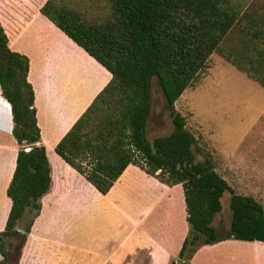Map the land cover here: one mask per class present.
<instances>
[{
    "label": "trees",
    "instance_id": "1",
    "mask_svg": "<svg viewBox=\"0 0 264 264\" xmlns=\"http://www.w3.org/2000/svg\"><path fill=\"white\" fill-rule=\"evenodd\" d=\"M242 8L236 0H43L39 7L42 16L111 75L59 140L55 154L79 171L80 162L87 160V180L102 195L128 165L142 158L147 174L158 172L169 184H181L189 225L178 254L184 262L199 244L264 243L263 207L236 194L215 171L210 156L195 160L197 139L176 109L183 92L208 69L214 53L264 88V66L259 61L242 63L223 47L244 16L243 48L251 46L258 60L264 58V26L254 10L247 13ZM12 37L13 31L0 20V91L11 107L18 146L6 189L11 208L0 232V264H10L5 239L17 234L16 226L27 211L39 214V201L52 188V168L39 144L35 94L28 80L30 61L13 50ZM154 78L173 131L150 142L146 125ZM227 193L229 231L219 238L213 222Z\"/></svg>",
    "mask_w": 264,
    "mask_h": 264
},
{
    "label": "rangeland",
    "instance_id": "2",
    "mask_svg": "<svg viewBox=\"0 0 264 264\" xmlns=\"http://www.w3.org/2000/svg\"><path fill=\"white\" fill-rule=\"evenodd\" d=\"M242 3L243 11L254 10L264 26V0H236ZM245 18H241L228 34L224 42V50L231 53L242 63L260 62L264 66V58L258 60L256 49L246 45L243 48ZM20 42L23 51L33 58V77L37 83L42 99L41 127L45 138L53 139L69 125L79 113V107L89 102L98 93L107 73L92 63L85 54L68 45L53 29L51 24L41 18L35 20ZM245 45V44H244ZM260 76V75H259ZM263 76V73H262ZM178 111L187 118L188 129L197 137L194 148L195 160L203 161L209 155L215 164L217 173L228 183L236 194L253 198L264 209V88L255 81L236 71L222 57L214 54L208 69L196 84L186 90L176 104ZM13 121L10 105L4 100L0 91V231L3 230L10 208V201L5 196L9 183L4 181V153H11L15 145L12 136ZM173 125L166 108L163 94L154 78L151 85V108L146 125L147 139L165 137L172 133ZM52 155L49 164L56 161ZM15 149L14 161L15 166ZM56 157V158H55ZM142 161V162H141ZM145 175L147 166L142 158L135 163ZM13 166L11 174L13 173ZM56 177L61 175V168L55 164ZM69 167V166H67ZM80 171L69 169L78 178L80 184L89 183L84 171L89 169L86 160L80 163ZM167 186L162 175H148ZM5 184V185H3ZM116 184V183H115ZM1 186H4L1 189ZM128 185H125V187ZM132 187V184H129ZM134 186V184H133ZM115 187V186H114ZM125 187L114 196V192L103 197L92 187L90 192L80 191L89 199L88 207L98 204H115L124 208L128 215L145 214L148 205L144 195L130 188L125 196ZM51 192V191H50ZM50 195V194H49ZM52 196L39 201V214L27 211L16 226L17 234L5 239V248L10 264H81L78 252L101 255L107 251L108 245L117 243L121 237L116 228L109 227L112 212H92L83 207L84 201L76 199V203L61 211L54 207ZM134 199V200H133ZM7 209L2 216L3 206ZM44 208V209H43ZM5 209V208H4ZM87 209V210H86ZM162 210L158 208L155 216ZM179 210L177 209V212ZM42 212V220L36 219ZM122 215V213H118ZM113 216H116L113 214ZM231 211L229 194L222 199V211L215 216L213 226L219 238H224L229 231ZM108 220V222H107ZM113 232V233H112ZM189 233V225L186 236ZM119 236V237H118ZM118 237V238H117ZM111 242V243H109ZM257 242H241L223 240L204 245L199 244L197 250L188 260L181 261L177 257L167 258V264H264V244ZM200 251V255L193 259ZM138 252L137 254H141ZM109 256V255H108ZM106 256V257H108ZM101 264L106 263L104 256L98 257ZM114 261V262H113ZM134 261V262H133ZM137 264L135 258H115L111 263ZM123 262V263H122ZM110 264V263H109Z\"/></svg>",
    "mask_w": 264,
    "mask_h": 264
},
{
    "label": "crops",
    "instance_id": "3",
    "mask_svg": "<svg viewBox=\"0 0 264 264\" xmlns=\"http://www.w3.org/2000/svg\"><path fill=\"white\" fill-rule=\"evenodd\" d=\"M42 1L43 0H0V20L8 32H10V30L13 31V37H12L13 50L29 58L30 68H29L28 80L32 84L34 94H35V106L37 109V124L40 129L39 144L45 148L46 154L48 155V158L50 159V155L51 156L53 155L51 151H49V149L53 150L54 155L57 156L54 152V149L57 143L62 138V136L75 123V121L81 114L83 107L85 105L90 104L95 99V97L99 94V92L104 88V86L108 83V81L111 78V75L101 65H99L95 60H93L89 55H87L84 52V50H82L75 43H73L52 22H50L48 19H46L44 16L40 14L39 7L41 6ZM38 18H41L49 22L51 26L53 27V29L65 40V42L68 45H70L71 47L85 54L87 58L91 60L92 63H95L97 66L103 69L108 75V78L104 81L98 93L91 99V101L84 102L80 105L79 113L69 122V125L60 132L59 136L53 139L45 138L42 132L41 112H42L43 104H42V99H41L39 88L33 77V65H34L33 58L30 54L23 51L20 46V42L23 39L22 37H24L25 33L30 29L31 25ZM224 62L230 64L236 71L240 72L231 63L225 60ZM240 73L248 77L245 73L243 72H240ZM191 87L187 88L186 90L190 89ZM176 109H177V106H176ZM10 111H11V107H10ZM197 144H198V141H197ZM14 149L16 151L15 152L16 154L15 166H16V157H17V152H18V146L16 144V141H15V145L11 149V153H8L6 150L4 153V159H5L4 181L5 183L8 181V178L10 177V175L11 177L13 175V173L11 174V171H12L11 168L13 166V161H14ZM57 163L61 165L63 164L66 166V167L61 168V171H60L61 175L58 178L56 177L57 174H56V171H55L56 169L54 166ZM50 165L52 168V188H51V192L49 193L50 195L48 194L44 196L41 201L52 196L53 198L52 202H54V207L61 211L62 208L69 207V206L71 207L73 203H76L75 202L76 199L83 200L85 204L83 205V207L89 208V214L92 212H102V213L104 211H108L109 213L112 212V214H110L111 216H108V215L106 216V218L112 219L111 220L112 222H108L107 220L108 225L111 229L113 227V228H116V230H120L119 232H115V235H113V238H112V239H115L116 234L120 233L118 234L121 237L120 241L114 244L109 242L112 244V246L108 245V250L105 252L104 251L100 252L101 255H94L93 253H88V252H78L77 254L78 258L79 259L82 258L81 260L83 261V263L81 264H101L100 263L101 261H99L98 259V257H101V256H104L107 259L105 264H109V263L117 264V263H113L114 261L111 263V261L115 258H119L120 260L135 258L137 260V264H167L166 260L168 257L170 259L177 257L181 249L183 240L186 237V233L188 229V223L186 221L187 213L185 209L184 195H183L181 184H174V185L170 184V186H167L161 182H158L156 178H152L151 176H148L151 174L145 175L144 172H142L139 168H137L135 166L136 164L134 163V164L128 165L126 169L122 172L120 177L114 182L109 192L106 195H102L90 183L87 184L88 186L86 188L85 186L82 187V185L80 184L78 178L74 175V173L69 171V169L74 170L75 168L71 167L64 160H62L59 156H57L56 161H54L53 164L51 163ZM15 166H13V172H14ZM89 171H90V166L86 172L84 171V175L86 176L85 177L86 179L89 174ZM215 171H216V167H215ZM158 174L159 173L157 172L153 175L157 176ZM11 177H10V180H11ZM129 184H132V187L129 186ZM125 185H128V186L125 187ZM3 187L4 186H1V189ZM90 187L94 188L96 192L103 197L109 195L111 191L112 193L114 192V196H115L116 194L120 193V190L122 187H125L126 198H127V195H129L128 192L130 193V191L128 190L130 189L131 191L132 189L134 191L138 190L137 195H144L143 197L144 202L146 205H148L147 211H145L146 212L145 214L128 215L126 213V210L124 214V211H123L124 208H121L119 205L110 204V205L104 206L100 202L96 205L92 204V206L88 207L89 205H86V204L89 203L90 198L88 199L87 195L83 197L82 196L83 194L80 191L82 190L81 188H83V189H86L84 190L85 192H90L91 194L92 190L90 189ZM127 188H130V189H127ZM6 189H5V196H6ZM160 207L162 208V210L155 216L156 210ZM10 208H11V201H10ZM10 208H9V211H10ZM6 209L7 207L6 205H4L2 209L1 218L4 217V213L6 212ZM177 209L179 210L178 212H177ZM9 211H8V214H9ZM118 213H122V215ZM113 214H115L116 216H113ZM42 217L43 215L41 212L40 216L36 219V222H38V220H42ZM6 220H5V224H6ZM139 251L142 253L137 254ZM199 255H200V251H198L192 263H194L195 259Z\"/></svg>",
    "mask_w": 264,
    "mask_h": 264
},
{
    "label": "built area",
    "instance_id": "4",
    "mask_svg": "<svg viewBox=\"0 0 264 264\" xmlns=\"http://www.w3.org/2000/svg\"><path fill=\"white\" fill-rule=\"evenodd\" d=\"M26 151H28V150H26Z\"/></svg>",
    "mask_w": 264,
    "mask_h": 264
}]
</instances>
